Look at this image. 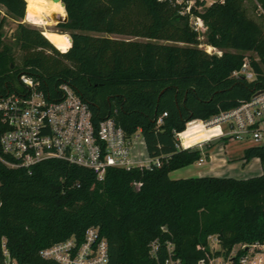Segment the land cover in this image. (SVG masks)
<instances>
[{"label":"trees","instance_id":"obj_1","mask_svg":"<svg viewBox=\"0 0 264 264\" xmlns=\"http://www.w3.org/2000/svg\"><path fill=\"white\" fill-rule=\"evenodd\" d=\"M40 1L0 0V30L4 17L18 21L11 37L0 40V96L20 74L38 81L45 93L66 82L95 120L112 117L128 135L139 130L147 155L161 162L151 170L108 168L101 181L58 159L29 168L0 163V254L4 239L20 263L53 264L38 251L71 236L80 241L90 226L106 239V264H157L167 258L168 245L173 258L195 264L212 256L209 235L224 250L264 238V172L169 177L201 155L198 148L177 149L175 132L264 87V30L248 19L244 0L206 6L195 0L204 9L191 7L207 26L206 42L220 53L196 45L189 15L179 14L182 4L174 0H61L67 20L59 27L72 40L68 35L66 45L60 35L21 22L25 16L49 25L31 8ZM256 3L264 10V0ZM243 51L258 57H250L253 81L231 76ZM254 157L264 163V144L247 145L239 160L244 166Z\"/></svg>","mask_w":264,"mask_h":264},{"label":"built area","instance_id":"obj_2","mask_svg":"<svg viewBox=\"0 0 264 264\" xmlns=\"http://www.w3.org/2000/svg\"><path fill=\"white\" fill-rule=\"evenodd\" d=\"M174 1L182 4L179 14L189 15V24L199 39L207 26L200 16L191 13L195 0ZM256 9L264 18L263 8L257 4ZM231 76L247 81L256 79L251 58L244 56ZM165 115L164 112L162 116ZM157 123H161V117ZM199 123L205 129L220 127L221 131L189 146H183L181 132H175L177 149L200 150L202 156L196 161L197 165H202L206 147L213 140L263 145L264 87L255 90L239 105ZM138 133L139 130L128 135L112 117L95 120L88 103L66 82L59 84L55 92L45 93L38 81L20 74L12 89L0 96V163L6 168H29L43 160L58 159L92 171L98 181L104 178L108 168L151 170L160 164V158L147 155ZM207 240L212 256L195 264H264V238L238 242L228 250L221 248L214 234ZM171 251L172 246L168 245L167 258L157 264H183L172 257ZM38 254L53 264H106L108 260L106 239L96 226L88 227L80 241L71 236L41 248ZM0 264H25L11 256L4 239Z\"/></svg>","mask_w":264,"mask_h":264},{"label":"rangeland","instance_id":"obj_3","mask_svg":"<svg viewBox=\"0 0 264 264\" xmlns=\"http://www.w3.org/2000/svg\"><path fill=\"white\" fill-rule=\"evenodd\" d=\"M213 1H216V0H205V3H206L205 6L210 4ZM37 3H39V2H37ZM37 3L32 2V3H30V5L32 8H34L33 4H37ZM192 6L194 9V12H201L205 7V6H201V5L197 4L196 2L193 3ZM242 7H243V10H244L245 14L247 15L248 19L253 24L260 26L264 30V18L262 16H260L257 9L255 8V0H244ZM0 9H1L0 10V16H3L4 14L2 12V8L0 7ZM65 14L66 13H64L63 16H65ZM4 18L5 19L3 21V25H2V28L0 30V40H5V39L10 38L11 35L13 34L15 28H16L17 23H18L17 20H13L9 17H4ZM50 20H51L50 22H54V24H50L48 22L49 25L48 24L44 25L41 22V25H37V24H34V23L27 21L25 19V16H24V18L22 19L21 22L24 24H27L31 27L37 28L41 32H42V30H44L45 32H46V30H49L52 33V35H54V36L56 34L60 35L59 38L63 43L62 45H66L65 42L68 40L69 33L60 30L61 28L59 27V23H61L62 21L58 22L57 20H55L52 17ZM111 36L112 37H119V38L125 37V36H118V35H111ZM196 45L200 48L205 49V51L208 53L209 52L213 53L215 51H218L217 48H213V47L209 46L208 43L206 42V32L204 34H202L201 36H199V39H197ZM242 54H243V57L244 56H249V57L252 56V58H254L255 60L258 59L257 55L252 51H243ZM19 62H20V51L19 52L17 51L14 63L18 64ZM187 126L185 127L186 129L181 131L182 132L181 133V141H182L183 146L193 145L196 142L202 141L204 139H208V138L214 136L215 134H217L218 132L221 131L220 127H213L212 128L213 131H211V132H203L199 129L198 125L191 126L188 128H187ZM138 139H141V135L139 133H138ZM221 145L224 146L223 150L219 149V147ZM245 145L246 144H244V143L234 141V140H229V139L215 140L214 143H212L210 145L209 148H211V147L212 148L209 152L214 153L213 155L215 156V159H218L219 157H224L227 160L224 163H222V162H219V160L213 159V162H211L209 169L208 168L203 169V167L208 166L207 162L209 161L208 156L205 155L206 158L204 157L205 159H204L203 163L206 165H197L196 162H193L189 168H191L192 172L195 174H197V172H209L211 174H218L217 176H223L224 175V176L245 177V178L250 177V176H254V175H258L261 171H263L261 169L262 165L258 161L255 162L253 160L251 161V159H250L249 160L250 162H248L246 165L243 166L239 159H232V158H238L242 155V151H243ZM142 149H144V146H142ZM201 156H202V154L200 155V157ZM232 161H238V164L235 165L231 170H226L227 164L231 163Z\"/></svg>","mask_w":264,"mask_h":264},{"label":"crops","instance_id":"obj_4","mask_svg":"<svg viewBox=\"0 0 264 264\" xmlns=\"http://www.w3.org/2000/svg\"><path fill=\"white\" fill-rule=\"evenodd\" d=\"M211 131H213V130H211ZM211 131H208V132H211ZM218 140V139H217ZM215 141V140H214ZM214 141H212V142H210V144L206 147V150H205V152L207 153V156H208V158H209V161L207 162V167L205 166V167H203V169H209V167H210V165H211V162H213V159L214 160H219V162H222V163H224L227 159H225L224 157H219L218 159H215V156L213 155L214 153H212V152H209L210 150H211V148H209L210 147V145L212 144V143H214ZM242 143V142H241ZM247 145H245V147H246ZM244 147V148H245ZM223 148H224V146L223 145H221L220 147H219V149L220 150H223ZM214 157V158H213ZM241 157V156H240ZM240 157H238V158H232V159H239ZM206 158V157H205ZM255 161V162H259L260 163V161H259V159L258 158H256V157H254V158H252L251 159V161ZM250 162V161H249ZM221 163V164H222ZM238 164V161H232L231 163H229V164H227V166H226V170H231L235 165H237ZM261 164V163H260ZM264 164V163H263ZM263 164H261L262 166H261V169L263 170V171H261L260 173H262V172H264V165ZM202 165H206V164H204V163H202ZM191 165H188V166H185V167H182V168H179V169H176V170H173V171H171V172H169V177L170 178H172V179H177V178H185V177H190V176H204V175H215V176H217L218 174H211V173H209V172H197V174H195V173H193L192 172V170H191V168H189ZM200 171V170H199ZM259 173V174H260ZM224 176V175H223ZM234 177V176H233ZM240 178H245V177H240Z\"/></svg>","mask_w":264,"mask_h":264},{"label":"bare ground","instance_id":"obj_5","mask_svg":"<svg viewBox=\"0 0 264 264\" xmlns=\"http://www.w3.org/2000/svg\"><path fill=\"white\" fill-rule=\"evenodd\" d=\"M33 5H34L35 10L50 24H54V22H50L52 15L63 16L65 13L64 7L58 1L54 2L51 0H41L39 3L33 4ZM198 127L203 132H208V131L213 130L212 128L205 129L203 128L201 124H198Z\"/></svg>","mask_w":264,"mask_h":264},{"label":"water","instance_id":"obj_6","mask_svg":"<svg viewBox=\"0 0 264 264\" xmlns=\"http://www.w3.org/2000/svg\"><path fill=\"white\" fill-rule=\"evenodd\" d=\"M51 1H54V2H60L61 5L64 7V3L61 1V0H51ZM52 18H54L55 20H57L58 22L62 21V22H65L67 20V16L65 14V16H58V15H52ZM70 38V44H71V37L69 36ZM13 64H10V67H12Z\"/></svg>","mask_w":264,"mask_h":264}]
</instances>
